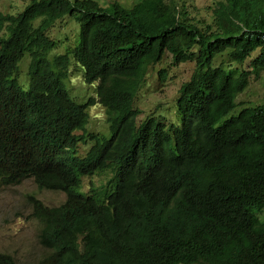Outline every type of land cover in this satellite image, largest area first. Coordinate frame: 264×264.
Returning a JSON list of instances; mask_svg holds the SVG:
<instances>
[{
  "label": "trees",
  "instance_id": "obj_1",
  "mask_svg": "<svg viewBox=\"0 0 264 264\" xmlns=\"http://www.w3.org/2000/svg\"><path fill=\"white\" fill-rule=\"evenodd\" d=\"M66 16L70 46L49 33ZM166 54L194 66L174 101L180 123L136 121L137 92ZM71 65L94 88L84 103L64 87ZM262 75L264 0H218L209 20L170 0L0 11V187L31 179L64 194L32 199L48 251L36 264H264V103L236 102ZM95 104L108 136L86 130ZM0 264L17 263L0 253Z\"/></svg>",
  "mask_w": 264,
  "mask_h": 264
},
{
  "label": "rangeland",
  "instance_id": "obj_2",
  "mask_svg": "<svg viewBox=\"0 0 264 264\" xmlns=\"http://www.w3.org/2000/svg\"><path fill=\"white\" fill-rule=\"evenodd\" d=\"M99 5L107 7L111 3H118L122 7L130 8L138 0H95ZM176 5L183 7L188 15L196 19H210L211 8L218 0H170ZM30 0H0V11L3 13H16L23 9ZM52 38L61 41L63 46H70L77 42V23L66 16L59 20L49 31ZM55 53H63L57 49ZM29 58H25L19 65L18 81L21 88L27 87L26 78ZM193 63L185 62L176 66L171 64V59L166 54L162 61L154 67L149 68L144 83L137 92L134 102L135 107L142 111L136 121L143 120L147 115L152 114L156 120L169 124L178 125L179 116L174 104L178 90L182 83L186 82L192 72ZM164 70L165 77L159 75ZM161 78V80H160ZM68 80V81H67ZM66 80L65 89L70 97L77 103H84L88 98L94 97L93 86L82 83L81 72L71 65L69 77ZM238 103H264V75L259 79L250 80L248 88L237 96ZM235 108L227 117L236 114ZM89 121L86 130L100 135L108 134V126L105 122L104 109L95 104L87 109ZM81 133V132H79ZM108 136V135H107ZM88 145H79L78 153L82 156ZM94 184L102 182L100 177L86 179ZM32 199H36L44 206H57L64 200V194L55 191L37 189L31 179H26L19 184L0 187V253L7 254L17 264H36L47 253V249L39 243L38 234L39 222L33 217ZM259 219L264 221V213L259 214Z\"/></svg>",
  "mask_w": 264,
  "mask_h": 264
},
{
  "label": "clouds",
  "instance_id": "obj_3",
  "mask_svg": "<svg viewBox=\"0 0 264 264\" xmlns=\"http://www.w3.org/2000/svg\"><path fill=\"white\" fill-rule=\"evenodd\" d=\"M34 217V216H33Z\"/></svg>",
  "mask_w": 264,
  "mask_h": 264
}]
</instances>
